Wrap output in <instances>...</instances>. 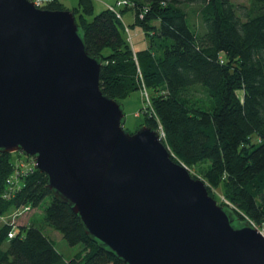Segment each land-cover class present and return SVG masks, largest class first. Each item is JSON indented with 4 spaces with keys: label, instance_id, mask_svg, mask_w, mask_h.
I'll return each mask as SVG.
<instances>
[{
    "label": "water",
    "instance_id": "water-1",
    "mask_svg": "<svg viewBox=\"0 0 264 264\" xmlns=\"http://www.w3.org/2000/svg\"><path fill=\"white\" fill-rule=\"evenodd\" d=\"M73 14L0 0V152L33 159L54 199L123 264H264L237 223L173 160L160 134L123 129Z\"/></svg>",
    "mask_w": 264,
    "mask_h": 264
},
{
    "label": "trees",
    "instance_id": "trees-1",
    "mask_svg": "<svg viewBox=\"0 0 264 264\" xmlns=\"http://www.w3.org/2000/svg\"><path fill=\"white\" fill-rule=\"evenodd\" d=\"M120 1L132 7L128 24L127 6L98 14L92 0H78L71 10L61 0L38 7L70 11L87 53L101 61L103 95L121 103L133 93L151 92L152 111L144 103L140 108L144 126L158 133L160 128L173 160L209 163L236 222L264 228V0L238 8L231 0ZM189 6L199 8L200 34L188 24ZM135 29L145 44L138 50L126 35ZM13 160L0 152V218L49 198L45 225L85 253L67 261L42 229L30 224L9 238L14 226L4 224L0 264H123L85 235L78 216L53 198L44 174L34 167L19 173Z\"/></svg>",
    "mask_w": 264,
    "mask_h": 264
},
{
    "label": "rangeland",
    "instance_id": "rangeland-1",
    "mask_svg": "<svg viewBox=\"0 0 264 264\" xmlns=\"http://www.w3.org/2000/svg\"><path fill=\"white\" fill-rule=\"evenodd\" d=\"M34 3H45L48 0H32ZM64 4V7L71 10L73 7L77 5L78 0H61ZM94 6V13L98 14L100 11L104 10L108 6L114 8V10L118 11L116 7V0H92ZM232 4L238 7H249L251 0H231ZM116 8V9H115ZM131 5L126 7V11L128 12L127 15L123 18L125 23H129L127 19L131 20L133 18V14L130 13ZM185 11L188 14V21L191 26L190 28L193 29L196 33L200 34L204 32V28L202 26L200 16H199V8L197 6H189L185 8ZM132 12V11H131ZM127 36L130 37L131 43L133 47L138 50L140 46H144V38L138 29L131 30L126 33ZM145 47V46H144ZM143 47V48H144ZM239 97L242 98V93H238ZM151 95L152 93L149 91H142V93H133L127 99L121 101V107L124 114V122H123V129L129 133H134L136 130L144 126L143 115L139 114L140 108L146 104L149 106V110L152 111L151 108ZM201 99H205L203 95H199ZM144 103V104H143ZM139 114V116H138ZM160 133V128H159ZM158 133V132H157ZM161 134V133H160ZM18 153H12V158L14 159L13 162L15 166H21L22 169L30 170L34 167V162L31 160L26 159L23 157H18ZM177 163L184 166L189 175L193 179L200 180L205 185L208 193L210 196L217 202L218 205L226 207L227 211L234 216V218L238 219L234 212V207L231 205L225 198V190L223 185L218 181L215 180L214 177L210 175V166L207 162H202L198 164H194L192 166H187L185 163L178 159H174ZM49 198L45 199L43 203L34 209H30L29 211L25 212L21 209L12 210L8 215L0 218V226L4 224H14V231L19 230L20 227H25L30 224L35 225L37 228L42 229L46 236L50 238L53 242L56 250L63 256L65 260L72 259L76 254H84L83 247L78 246H69L61 237V235L56 232L54 229L47 227L44 222L43 216V209L49 203ZM246 223L248 221H245ZM251 225V224H250ZM252 226V225H251Z\"/></svg>",
    "mask_w": 264,
    "mask_h": 264
},
{
    "label": "built area",
    "instance_id": "built-area-1",
    "mask_svg": "<svg viewBox=\"0 0 264 264\" xmlns=\"http://www.w3.org/2000/svg\"><path fill=\"white\" fill-rule=\"evenodd\" d=\"M36 4H37V6L40 5L39 2L36 3ZM124 6H128V4H126L125 1L116 2V7H117V8L124 7ZM109 9L114 11V8H112V7H109ZM115 9H116V8H115ZM140 17L142 18V16H140ZM129 40H130V38H129ZM19 170L21 171V172L19 171V173H25V172H27V170L22 169L21 166H19ZM29 210H30V208H23V211H25V212H27V211H29ZM12 225L14 226V224H12ZM252 226H254V225H252ZM254 227H255V226H254ZM13 228H16V227H13ZM256 228H257V227H256ZM257 230H258L259 232H261V234L264 235V228H257ZM14 233H15L14 230H12V232L8 235L9 238H12L13 235H14Z\"/></svg>",
    "mask_w": 264,
    "mask_h": 264
},
{
    "label": "crops",
    "instance_id": "crops-1",
    "mask_svg": "<svg viewBox=\"0 0 264 264\" xmlns=\"http://www.w3.org/2000/svg\"><path fill=\"white\" fill-rule=\"evenodd\" d=\"M48 1H49V0H48ZM46 2H47V1H46ZM125 15H127V14H125ZM131 20H133V18H131ZM131 20H130V22H132Z\"/></svg>",
    "mask_w": 264,
    "mask_h": 264
}]
</instances>
